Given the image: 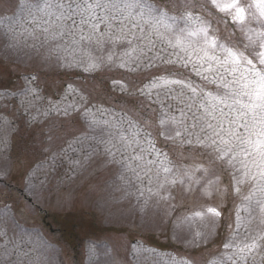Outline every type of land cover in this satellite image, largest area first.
Instances as JSON below:
<instances>
[{
	"label": "rangeland",
	"instance_id": "rangeland-1",
	"mask_svg": "<svg viewBox=\"0 0 264 264\" xmlns=\"http://www.w3.org/2000/svg\"><path fill=\"white\" fill-rule=\"evenodd\" d=\"M154 2L172 15L187 6L204 15L221 38L233 43L241 39L229 18L201 7L205 0ZM0 21V30L10 26L16 37L0 36V231L18 246L22 264H170L173 258L209 264L218 258L230 237L234 204L239 202L233 200L226 171L210 164L206 155L160 140L158 147L177 170L201 165L208 171L195 172L199 183L191 190L187 179L163 189L146 179L130 183L131 174L122 176L121 166L110 162L102 146L96 145L93 137L100 130L86 126L80 106L65 114L73 102L71 87L77 90L76 99L84 90L93 112L96 106L109 110L99 117L102 120L154 121L152 109L159 105L135 89L157 69L129 73L112 66L86 73L64 67L71 57L54 51L56 42H45L43 35L34 39L24 31L32 25L17 0H0ZM116 52L118 57L120 49ZM168 71H179L195 84L212 88L190 68L168 67ZM113 79L127 84L132 95L113 87ZM209 206L217 207L222 217L193 214ZM252 217L251 231H264L255 207Z\"/></svg>",
	"mask_w": 264,
	"mask_h": 264
},
{
	"label": "snow or ice",
	"instance_id": "snow-or-ice-1",
	"mask_svg": "<svg viewBox=\"0 0 264 264\" xmlns=\"http://www.w3.org/2000/svg\"><path fill=\"white\" fill-rule=\"evenodd\" d=\"M17 7L32 25L31 30L24 29L29 36L38 39L43 35L45 42H56L54 51L71 57L64 67L81 68L86 73L112 66L129 73L157 69L135 89L152 105H159L158 110L152 109L154 121L102 120L99 117L109 110L96 106L93 112L84 90L76 99L77 90L71 87L68 91L73 102L65 114L80 106L86 126L100 130V135L93 137L96 145L102 146L110 162L121 166L122 176L131 174L130 183L146 179L163 189L187 179L191 190L199 183L195 172L208 171L201 165L177 170L158 147L160 140L166 146L209 157L210 164L227 172L233 200H239L234 204L224 252L209 264H264V231H251L253 207L264 228V0H205L201 6L238 26L241 39L236 43L214 33L210 21L187 6L172 15L154 0H17ZM0 36L16 38L10 26L0 30ZM105 49L106 56L93 54ZM162 65L166 67L159 71ZM168 67L190 68L212 88L201 87ZM112 85L132 95L121 80L113 79ZM193 214L222 217L213 206ZM0 238L4 240L0 264H22L18 246L6 232L0 231ZM170 264L186 262L173 258Z\"/></svg>",
	"mask_w": 264,
	"mask_h": 264
}]
</instances>
